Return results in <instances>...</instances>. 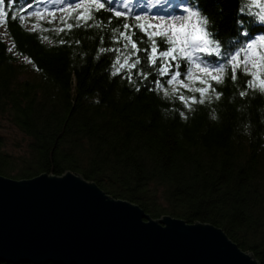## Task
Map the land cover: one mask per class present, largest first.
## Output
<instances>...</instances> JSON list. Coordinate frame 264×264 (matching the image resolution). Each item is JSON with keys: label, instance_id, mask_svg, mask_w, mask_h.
Instances as JSON below:
<instances>
[{"label": "trees", "instance_id": "1", "mask_svg": "<svg viewBox=\"0 0 264 264\" xmlns=\"http://www.w3.org/2000/svg\"><path fill=\"white\" fill-rule=\"evenodd\" d=\"M76 2L90 0L0 3L5 14L0 26L8 37L5 41L0 31V129L7 121L26 143L14 156L0 133V174L22 179L71 170L111 196L137 203L152 218L168 214L218 226L264 264V93L247 90L241 97L250 77L237 70L233 81L229 70L222 83L212 82L219 99L213 95L211 102L189 109L178 95L199 98L198 92L175 85L178 92L171 95L169 77L152 69L148 80L136 74L144 67V53L131 82L126 71L112 75L116 54L99 50L120 47L112 42L111 28L123 18L113 16L103 30L85 25L58 31L62 17L75 24L83 10L75 9ZM69 5L71 19L69 11H60ZM114 7L126 11L119 0ZM130 7L129 22L158 9L177 16L186 15L184 7L202 10L221 42V61L226 51L234 54L264 35L260 8L250 0H132ZM94 15L107 23L111 13ZM238 19L249 35H240ZM156 79L170 95L156 88Z\"/></svg>", "mask_w": 264, "mask_h": 264}, {"label": "water", "instance_id": "2", "mask_svg": "<svg viewBox=\"0 0 264 264\" xmlns=\"http://www.w3.org/2000/svg\"><path fill=\"white\" fill-rule=\"evenodd\" d=\"M0 261L20 264H260L208 222L150 217L66 170L0 174Z\"/></svg>", "mask_w": 264, "mask_h": 264}, {"label": "snow or ice", "instance_id": "3", "mask_svg": "<svg viewBox=\"0 0 264 264\" xmlns=\"http://www.w3.org/2000/svg\"><path fill=\"white\" fill-rule=\"evenodd\" d=\"M117 2L118 0H90L87 5L76 2L75 9L83 10L75 15V24L66 23L62 17L61 22L64 27L58 31H64L65 28L71 30L74 26L83 27L85 25L103 30L112 24L113 16L117 19L123 18L121 25L111 28L112 42L120 47L100 48L99 50L101 53L107 51L116 54L111 65L113 68L111 74L120 75L121 72L126 71L127 79L131 82L132 70L141 65L140 53H144V67L138 69L136 74L148 80L150 74L148 69H152L161 78L169 77L165 83L173 86L171 95H176L178 92L175 85H180L187 91L198 92L199 98L178 95L177 98L189 109L192 104H202L206 99L211 102L213 95L219 99L220 93L212 87V82L222 83L225 72L229 70L233 81L237 79V70L250 77L245 82L246 90L240 92L241 97L247 95V90H258L264 93V35L254 37L251 42H247L240 51L234 54L229 55L226 51L221 61V42L211 30L210 18L202 14V10L184 7L183 12L186 15L177 16L166 9H158L151 17L135 14L132 16V22H129L132 0H119L120 6L126 9L123 12L114 7ZM0 3H3V0H0ZM250 3L264 10V4H259L256 0H250ZM71 8L72 5H69L67 9H60V11H69ZM102 10L111 13L107 18V23L97 19L94 15L95 12ZM3 15H5L4 12L0 11V16ZM35 15L41 16V13ZM51 15L55 18L54 13ZM71 18L69 11L68 19ZM193 20L194 23H190ZM89 21L93 23L90 24ZM259 22L264 25V11L259 14ZM236 25L240 35H249L244 30L245 21L243 19H238ZM137 30L141 35H137ZM158 41H162L167 47L162 49ZM103 42L104 38L101 37V44ZM179 61H184L185 65L182 66ZM182 74L183 79H181ZM189 82L199 84L201 87L193 88ZM154 83L157 89L164 91L165 96L170 95L164 89L160 79L154 80Z\"/></svg>", "mask_w": 264, "mask_h": 264}, {"label": "rangeland", "instance_id": "4", "mask_svg": "<svg viewBox=\"0 0 264 264\" xmlns=\"http://www.w3.org/2000/svg\"><path fill=\"white\" fill-rule=\"evenodd\" d=\"M262 11L264 10L259 9V14H261ZM36 26H37L36 24H33V27ZM0 31L5 41H8L7 34L5 33L2 26H0ZM0 133L5 138L4 147L7 151L11 152L14 156H17L18 154H21L24 151L26 147L25 145L26 143L23 142L24 139L23 135L14 126L10 125L7 121H3L2 128L0 129Z\"/></svg>", "mask_w": 264, "mask_h": 264}]
</instances>
